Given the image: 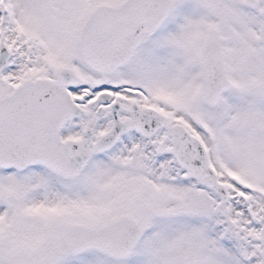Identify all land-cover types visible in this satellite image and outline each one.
Listing matches in <instances>:
<instances>
[{
    "label": "snow or ice",
    "instance_id": "obj_1",
    "mask_svg": "<svg viewBox=\"0 0 264 264\" xmlns=\"http://www.w3.org/2000/svg\"><path fill=\"white\" fill-rule=\"evenodd\" d=\"M0 264H264V0H0Z\"/></svg>",
    "mask_w": 264,
    "mask_h": 264
}]
</instances>
